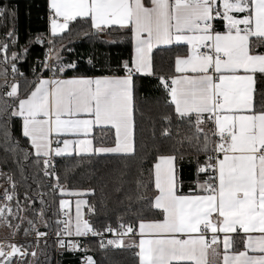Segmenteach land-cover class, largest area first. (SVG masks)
<instances>
[{"label": "snow or ice", "instance_id": "snow-or-ice-1", "mask_svg": "<svg viewBox=\"0 0 264 264\" xmlns=\"http://www.w3.org/2000/svg\"><path fill=\"white\" fill-rule=\"evenodd\" d=\"M48 7L49 47L33 68L34 79L24 95L15 80L23 73L15 62L27 49L9 55L8 43H0V120L6 124L20 118L22 135L33 149L25 151L24 158L34 155L36 167L53 180V195H85L68 192L60 184L57 157L137 155L135 92L141 76H155L157 87L170 97L165 100L169 111L162 116L168 127L161 137L172 138L173 118L179 122L177 128L185 125L191 133L171 145V154L157 149L147 182L138 181L145 192L151 190V196L137 197L157 210L151 218L137 213L135 222L118 221L117 228L106 225L100 231L85 219L84 207L89 215L95 211L87 200L76 199L73 219L65 211L69 201L60 199L63 218L54 221L57 246L87 252L65 237L91 234L99 238L101 249H138L133 253L138 264H264V94L259 107L254 98L257 75L264 78V0H48ZM5 15L14 13L0 8V17ZM73 22L90 25L91 32L85 33L89 36L129 33L132 54L115 70L109 69V75L65 78L69 70L78 72V63H65L63 45H55L56 38L72 31ZM36 41L43 42L42 34ZM168 46L183 51L176 52L171 75L156 76L153 50ZM86 63L94 68L91 57ZM44 71L50 75L45 77ZM184 143L197 153L194 187L187 194L177 166L184 159ZM18 147V141L8 147L5 131V150ZM6 179L10 190L0 194V224L13 228L15 236L26 221L24 235L34 233L39 247L48 233L38 225L51 227L45 219L47 193H37L36 209L35 198L25 193L28 203L23 204L15 180ZM28 211L34 218L24 215ZM104 233L114 238L105 241ZM240 242L243 251H237ZM28 256L33 259L27 264H37L38 253L31 244L0 243V264H25ZM81 264L95 261L85 256Z\"/></svg>", "mask_w": 264, "mask_h": 264}, {"label": "trees", "instance_id": "trees-1", "mask_svg": "<svg viewBox=\"0 0 264 264\" xmlns=\"http://www.w3.org/2000/svg\"><path fill=\"white\" fill-rule=\"evenodd\" d=\"M0 8H5L13 15L0 17V43L7 42L8 53H21L23 49L27 52L22 59L16 61L17 68L23 76L17 75L15 80L20 85L21 95L29 91V82L34 79L33 68L37 67L40 61L45 58V51L49 47L47 39L49 33L48 0H0ZM79 19V18H78ZM70 33L61 34L63 39L56 38V48L63 45L61 55L65 63L77 61L78 72L67 71L66 76L79 74L109 75V69L115 70L121 61L129 59L132 54V43L129 33L120 31L100 33L97 36L85 35L91 32L90 25L73 22L70 26ZM12 32L13 37L8 38L7 33ZM43 36V42L37 43L36 37ZM15 40V43H13ZM115 41V42H113ZM68 48L73 51H67ZM177 51L183 48L163 47L154 50V70L156 76L171 75L174 71V59ZM91 57L93 67L86 61ZM37 74H40L39 72ZM122 74V73H118ZM44 76L50 75L44 71ZM9 82H12V74L9 71ZM138 88L135 92L136 118V148L137 155L133 158H123L112 155H101L84 157L81 159L73 155L69 158L57 157L55 159L56 173L60 178V184L69 190L88 191V203L94 207V214L86 213L94 228L103 231L106 225L118 227V221L123 223L135 222L136 214H143L144 218H151L152 212L147 200L140 201L138 196H151V190L145 192L138 181L146 183L149 172L154 162L156 150L159 149L165 154H171V145L177 139L190 135V130L185 125L177 128L178 121L173 118L171 124V139L161 137L163 128L168 127L162 116L169 111L165 107V100H170L162 88L157 87L158 80L155 76H141L138 81ZM261 94H264V78L257 75L255 101L259 107ZM174 113V106H172ZM207 130V129H206ZM5 131L8 136V147L18 141L19 147L15 150H5ZM25 151L32 153L30 142L22 135V121L20 118H12L5 122L0 120V169L3 172L1 180L11 176L16 182V193L23 204H27L24 196L35 198V208L39 209V198L37 193L45 192V201L49 208L45 212V219L51 222L50 228L40 227L39 230L47 232L46 238L39 241V247H35L36 241L24 235L23 228L28 227L25 221L19 231L16 240L17 245H33L38 253L37 264H55V242L48 238L55 232L54 221L59 217V201L64 196L58 192L53 195L50 191V184L39 168L34 164V155L25 160ZM184 159L177 162L182 174V190L189 193L194 187L192 185L195 172V160L197 153L194 147L184 143L180 147ZM203 160V155L199 156ZM6 187V185H5ZM55 213V215H54ZM27 218H34L32 211L24 213ZM18 221H15L16 223ZM242 235V234H241ZM88 253L92 254L95 264H138V257L133 253L137 249L125 247L108 246L101 249L99 239L92 237L86 240ZM127 244V243H126ZM244 249L243 243H239L237 251ZM32 248L29 249L31 251ZM31 256L26 258L32 260ZM76 257L67 255L62 259L63 264H80Z\"/></svg>", "mask_w": 264, "mask_h": 264}, {"label": "built area", "instance_id": "built-area-1", "mask_svg": "<svg viewBox=\"0 0 264 264\" xmlns=\"http://www.w3.org/2000/svg\"><path fill=\"white\" fill-rule=\"evenodd\" d=\"M48 181L49 182L52 181V178L48 177ZM88 205L90 206V204H88ZM61 218H63V217L61 216ZM111 227L115 229V227H113V226H111ZM92 237H95V236H92L91 234H89V236L79 237V238H77V237H71V238L70 237H65V240H68V239L76 240V241L79 242L80 247L83 249V248H87L86 240L89 239V238H92ZM48 238L52 239L55 242V261H56L55 264H63L62 259L64 257H67V255H71L73 257H76L75 260L79 261L80 264H81L82 260H84L85 256H91L93 258L92 254H90L88 252L78 251V252L73 253L71 251H68L66 248L65 249L59 248L57 246V243H56L57 237L55 235V232L51 236H49ZM96 238H98V237H96ZM112 238H114L112 233H104L105 241L107 239H112ZM29 239L36 241L35 234H33ZM126 243H128L127 240H125V244ZM35 250H36V248H35Z\"/></svg>", "mask_w": 264, "mask_h": 264}, {"label": "rangeland", "instance_id": "rangeland-1", "mask_svg": "<svg viewBox=\"0 0 264 264\" xmlns=\"http://www.w3.org/2000/svg\"><path fill=\"white\" fill-rule=\"evenodd\" d=\"M3 177V172L0 169V194L3 193L5 188H9L10 190V186H9V182L8 180L5 178L3 180H1V178ZM6 185V187H5ZM1 201V200H0ZM15 221H13V225L20 223V221L14 223ZM43 227L42 225H38V228ZM13 228H9L7 226H4L3 224H0V243H12V244H17L16 240L18 238L19 232H17L15 234V236H13ZM4 241V242H1Z\"/></svg>", "mask_w": 264, "mask_h": 264}, {"label": "crops", "instance_id": "crops-1", "mask_svg": "<svg viewBox=\"0 0 264 264\" xmlns=\"http://www.w3.org/2000/svg\"><path fill=\"white\" fill-rule=\"evenodd\" d=\"M168 47H172V46H168ZM161 48H163V47H161ZM155 50V49H154ZM154 50H153V52H154ZM99 76V75H98ZM45 77H47V76H45ZM72 76H66L65 78H71ZM255 98V97H254ZM73 155H75V154H73ZM192 185L194 186V184H193V181H192ZM68 192H81V193H85V195H83V196H81V197H77V196H72V195H64V197L62 198V199H65V200H68L69 201V208L68 209H66V211H68L69 212V214L73 217V219L75 218V201H76V199H78V198H82V199H85V200H87L88 201V197H87V195H88V191H86V190H69V189H66ZM185 194H187V193H185ZM3 201L1 200L0 201V203H2ZM89 204V203H88ZM83 211H84V213H85V219H86V213H87V206L86 207H84L83 208ZM243 235V234H242ZM137 240H138V238H137ZM1 242H4V241H1ZM128 242V241H127ZM244 249H242V250H240V251H243ZM137 251H138V249H137ZM223 250L221 249V252H222ZM249 254L251 255V254H253V253H251V252H249ZM221 259H222V256H221Z\"/></svg>", "mask_w": 264, "mask_h": 264}, {"label": "water", "instance_id": "water-1", "mask_svg": "<svg viewBox=\"0 0 264 264\" xmlns=\"http://www.w3.org/2000/svg\"><path fill=\"white\" fill-rule=\"evenodd\" d=\"M15 259V258H14Z\"/></svg>", "mask_w": 264, "mask_h": 264}]
</instances>
